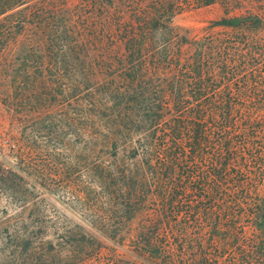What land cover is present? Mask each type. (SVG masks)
Returning a JSON list of instances; mask_svg holds the SVG:
<instances>
[{
    "label": "trees",
    "instance_id": "16d2710c",
    "mask_svg": "<svg viewBox=\"0 0 264 264\" xmlns=\"http://www.w3.org/2000/svg\"><path fill=\"white\" fill-rule=\"evenodd\" d=\"M64 3L0 0V101L26 118L47 63L115 67L49 87L78 108L89 182L62 188L89 220L57 244L8 216L0 264H112L111 243L142 264H264V0ZM213 6L202 36L174 28Z\"/></svg>",
    "mask_w": 264,
    "mask_h": 264
},
{
    "label": "rangeland",
    "instance_id": "374dc122",
    "mask_svg": "<svg viewBox=\"0 0 264 264\" xmlns=\"http://www.w3.org/2000/svg\"><path fill=\"white\" fill-rule=\"evenodd\" d=\"M54 2L65 4L64 0ZM71 2L73 0H69V4ZM221 15L217 6L187 9L173 18V26L181 34L186 33L187 37L202 36L210 22ZM65 68H62V63L45 65L42 82L46 86V102L43 98V101L38 99L39 89H34L32 107L26 118L9 112L0 101V162L7 172L3 178L12 180L4 184H13V194H9L0 182V222L13 216L15 220L11 225L23 221L31 228L36 240L57 244L62 235V224L86 226L85 222L89 220L78 199L65 194L62 182L66 183L68 179L81 191L84 181L89 182V179L83 168V142L74 135L76 125L67 128L64 118L65 113L75 118L78 113L75 109L78 108L72 101H69L70 107L62 102L60 91L57 90L56 95L49 87L56 81L65 84L64 76H72L77 81L82 75L98 74L106 78L115 67L109 71L107 64L89 63L80 73H68L70 70L64 71ZM12 149L18 150V153L12 152ZM6 236V231L0 228V241ZM110 246L116 250L112 254V264H120L119 260L124 264H127L125 261L142 264L125 254V249H121L118 243H111Z\"/></svg>",
    "mask_w": 264,
    "mask_h": 264
}]
</instances>
